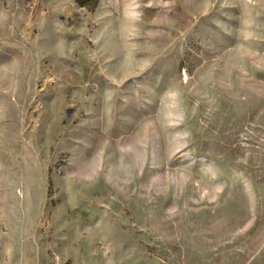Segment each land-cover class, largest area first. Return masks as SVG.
<instances>
[{
  "label": "rangeland",
  "instance_id": "374dc122",
  "mask_svg": "<svg viewBox=\"0 0 264 264\" xmlns=\"http://www.w3.org/2000/svg\"><path fill=\"white\" fill-rule=\"evenodd\" d=\"M0 264H264V0H0Z\"/></svg>",
  "mask_w": 264,
  "mask_h": 264
}]
</instances>
